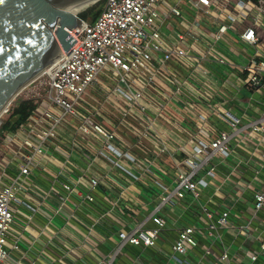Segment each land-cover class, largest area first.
<instances>
[{"label":"built area","instance_id":"1","mask_svg":"<svg viewBox=\"0 0 264 264\" xmlns=\"http://www.w3.org/2000/svg\"><path fill=\"white\" fill-rule=\"evenodd\" d=\"M263 32L264 0H105L94 21L84 19L82 26L70 31L74 38L71 48L62 50L24 87L40 79L30 97L36 105L18 128L0 136L13 151L11 162L19 167L16 177L0 184V264H67L65 253L54 259L39 254L25 261L12 257L7 248L19 249L17 243L10 245L9 237L16 205L28 204L23 199L27 191L24 178L49 162L57 167L48 194H59L61 204L56 211L61 212L71 194L83 202H94L98 188L115 195L112 207L128 201V185L116 189L101 159L116 167L121 177L129 176L130 185L142 178L151 180L161 201L151 217L154 226L120 230V243L112 258L127 243L154 244L166 223L161 204L188 192L200 199L201 189L216 173L214 165H207L209 160L216 154L228 157L232 153V131L210 139L196 137L213 131L209 113L202 108L216 107L211 100L219 91L221 78L213 66L237 67L245 86L260 91L264 87ZM240 42L252 49L240 47ZM233 47L244 54V61L237 60L239 55L236 59L228 55ZM109 66L111 70H107ZM99 98L112 107L105 114L97 105ZM171 114H190L195 119L197 129L191 133L194 141L190 146L166 125L184 130L185 116ZM224 117L235 131L249 128L264 133V117L235 116L229 109ZM136 142L142 143L139 147L145 154L136 152ZM179 154L182 160L177 158ZM164 156L177 166L172 186L164 181L166 173L157 163ZM0 167L4 170L2 162ZM202 167H207L204 174L200 173ZM83 181L89 183L85 191L80 188ZM253 201L255 214L264 211V185L254 192ZM34 209L47 213L43 202ZM228 216L229 211L224 210L208 221L207 231L226 228ZM188 245H197L193 224L178 230L172 245L176 260L183 259ZM263 254L264 241L259 251L249 252L248 264H257ZM222 258L241 261L227 251ZM130 264L144 263L134 260Z\"/></svg>","mask_w":264,"mask_h":264},{"label":"crops","instance_id":"2","mask_svg":"<svg viewBox=\"0 0 264 264\" xmlns=\"http://www.w3.org/2000/svg\"><path fill=\"white\" fill-rule=\"evenodd\" d=\"M262 40L264 43V32ZM240 47L252 49L250 44L242 42ZM262 48L264 49V44ZM238 52L239 49L233 47L228 55L235 59L239 55L237 60L244 61V54L240 53V56ZM213 67L221 78L219 91H215L211 100L216 107L211 109L202 106L209 113L213 131L210 135L197 134L196 137L210 139L220 135L222 131H232V153L228 157L216 154L209 160L207 165H214L216 173L208 178V186L201 189L200 199H195L188 192L182 198L174 195L171 200L161 204L160 214L166 223L154 244L146 246L127 243L112 258L120 243V230L154 226L151 217L155 214V206L161 201L158 187L151 180L142 178L136 185H130L129 176L121 177L116 167L101 159L102 166L109 170V179L116 189L128 185V201H120L117 206L112 207L115 195L98 188L95 190L94 202H83L78 195L71 194L61 212L56 211L61 204L59 194H48L53 168L57 167L49 162L44 168L34 170L24 178L27 191L23 199L28 204H18L14 209L15 219L9 243H17L19 249L14 250L8 246L11 256L31 261L39 254L54 259L65 253L67 264H130L134 260L144 264H248L249 252L259 251L260 244L264 241V211L255 214L253 208L254 192L264 185V133L252 132L249 128L233 130L224 117V112L229 109L235 116L244 115L250 119L264 117V87L258 92L249 90L243 82L242 71L235 66ZM171 115L181 119V116H185L186 130L174 128L168 123L166 125L181 142L190 146L194 141L190 138L191 133L197 129L195 119L190 114ZM136 151L145 154L141 148ZM148 152L152 156L153 150L150 147ZM12 157L13 153L8 156L6 152L0 157L3 158L0 162L4 165V170L0 167L1 185L19 173V167L11 162ZM177 158H182V155H177ZM157 163L166 173L164 181L172 186L177 166L167 156L157 160ZM207 167H202L200 173L204 174ZM88 185V182L83 181L79 186L86 190ZM130 188H134L135 192H131ZM39 202H43L47 213L34 209ZM77 203H80V207H76ZM224 210L229 211L226 228L208 232L206 223L214 221ZM184 224L195 226L197 245H188L187 254L182 260H176L172 245L179 228ZM69 247H74L75 250L71 252ZM226 251L231 257L236 256L241 261H234V258L223 259L222 255ZM257 264H264V254Z\"/></svg>","mask_w":264,"mask_h":264},{"label":"water","instance_id":"3","mask_svg":"<svg viewBox=\"0 0 264 264\" xmlns=\"http://www.w3.org/2000/svg\"><path fill=\"white\" fill-rule=\"evenodd\" d=\"M86 0H3L0 3V116L74 38ZM97 1V0H96ZM69 9V10H68Z\"/></svg>","mask_w":264,"mask_h":264},{"label":"trees","instance_id":"4","mask_svg":"<svg viewBox=\"0 0 264 264\" xmlns=\"http://www.w3.org/2000/svg\"><path fill=\"white\" fill-rule=\"evenodd\" d=\"M104 2L105 0H99L96 4L90 6L79 15L89 22L94 21ZM35 105L36 103L33 98L14 99L6 111L8 112V115L3 118L0 123V136L4 135L5 132L13 131L18 128V126L26 120ZM101 119L105 124H108V122L103 117Z\"/></svg>","mask_w":264,"mask_h":264},{"label":"rangeland","instance_id":"5","mask_svg":"<svg viewBox=\"0 0 264 264\" xmlns=\"http://www.w3.org/2000/svg\"><path fill=\"white\" fill-rule=\"evenodd\" d=\"M99 0L97 1H94L93 3H91L89 6H86L84 8H81L79 10H77L78 14H80L81 12L85 11L86 9H88L90 6L96 4ZM171 1H175V0H171ZM99 7V5H98ZM112 68L109 66L107 68V70H111ZM109 73L111 74V71H109ZM40 79H37L35 82H33L32 84H30L29 86H27L26 88H24L17 96L16 98L19 99V98H30L34 95V90L37 88L36 86L38 85V82H39ZM114 80V79H113ZM115 82V80H114ZM97 95V94H96ZM98 96V95H97ZM100 97V96H98ZM15 98V99H16ZM101 99L102 98H99V101H97L99 104V107H101V110L103 111V114L106 113V110H110L112 109L111 105L108 104V103H105L104 101L101 103ZM103 100V99H102ZM8 115V112H4L1 116H0V123L1 121L3 120V118H5L6 116ZM142 143L140 142H136L135 143V146H133L135 148V150L139 149L140 150V147L139 145L142 147L141 145ZM146 147L148 146L147 143H143ZM7 153V155L9 156L10 153L12 154V149L10 150V148L7 146V144L0 138V157L5 153ZM136 152H140V151H136ZM0 160H3V158ZM118 171V170H117ZM131 192H135V189L134 188H130L129 189Z\"/></svg>","mask_w":264,"mask_h":264},{"label":"bare ground","instance_id":"6","mask_svg":"<svg viewBox=\"0 0 264 264\" xmlns=\"http://www.w3.org/2000/svg\"><path fill=\"white\" fill-rule=\"evenodd\" d=\"M94 1H96V0H86V1L82 2L74 11H72V10H70V11L73 12V13H77L78 14L77 10H79L81 8H84L86 6H89Z\"/></svg>","mask_w":264,"mask_h":264},{"label":"snow or ice","instance_id":"7","mask_svg":"<svg viewBox=\"0 0 264 264\" xmlns=\"http://www.w3.org/2000/svg\"><path fill=\"white\" fill-rule=\"evenodd\" d=\"M3 2V0H0V3H2Z\"/></svg>","mask_w":264,"mask_h":264}]
</instances>
